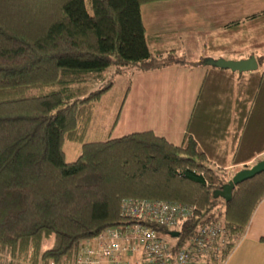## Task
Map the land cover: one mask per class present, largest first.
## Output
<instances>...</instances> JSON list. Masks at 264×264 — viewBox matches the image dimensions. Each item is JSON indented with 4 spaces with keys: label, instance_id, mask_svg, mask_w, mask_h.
<instances>
[{
    "label": "trees",
    "instance_id": "obj_1",
    "mask_svg": "<svg viewBox=\"0 0 264 264\" xmlns=\"http://www.w3.org/2000/svg\"><path fill=\"white\" fill-rule=\"evenodd\" d=\"M148 1L0 0V264H62L78 240L134 221L120 213L123 198L193 206L172 252L218 223L191 262L221 264L264 197V171L235 184L228 200L213 196L231 177L233 109L264 112V53L248 54L258 64L250 72L204 63L218 56L151 53L140 16ZM174 63L206 69L179 144L150 129L84 141L114 74ZM66 140L81 145L72 161Z\"/></svg>",
    "mask_w": 264,
    "mask_h": 264
},
{
    "label": "crops",
    "instance_id": "obj_2",
    "mask_svg": "<svg viewBox=\"0 0 264 264\" xmlns=\"http://www.w3.org/2000/svg\"><path fill=\"white\" fill-rule=\"evenodd\" d=\"M261 11H264V0H153L140 5L151 53H174L187 60L197 58H186V52L205 54L207 49L206 54L210 56H215L210 54L211 51L221 52V57L227 52L228 57H223L226 59L246 58L251 52H259L256 31L257 20L261 18L257 14ZM205 71L202 66L174 63L142 72L145 83L138 90L135 117L146 122L142 127L132 123L130 131L124 127L123 134L150 129L169 142L179 144ZM125 103L126 97L122 106ZM262 158L264 112L236 106L232 114L227 163L229 166L245 165ZM261 237H264V197L221 264H264V240Z\"/></svg>",
    "mask_w": 264,
    "mask_h": 264
},
{
    "label": "built area",
    "instance_id": "obj_3",
    "mask_svg": "<svg viewBox=\"0 0 264 264\" xmlns=\"http://www.w3.org/2000/svg\"><path fill=\"white\" fill-rule=\"evenodd\" d=\"M120 213L134 221L106 227L92 237L78 240L73 253L62 264H192L193 250H202L219 229L218 223L200 226L173 253L178 235L160 234L146 223L179 232L182 221L192 215L193 206L167 200L123 198Z\"/></svg>",
    "mask_w": 264,
    "mask_h": 264
},
{
    "label": "rangeland",
    "instance_id": "obj_4",
    "mask_svg": "<svg viewBox=\"0 0 264 264\" xmlns=\"http://www.w3.org/2000/svg\"><path fill=\"white\" fill-rule=\"evenodd\" d=\"M221 23L220 20H217ZM258 21V28H257V46L258 51L257 53H264V20H257ZM215 24V23H214ZM217 24V23H216ZM221 47V46H220ZM193 49V48H192ZM195 49V48H194ZM208 49L205 50L208 53ZM202 55V52H186L185 56L188 59H196L198 55ZM210 54L221 57V52L215 53L210 52ZM223 57H228L227 52H223ZM112 70H109L110 73ZM112 85L109 89L102 93L100 99L96 101L92 105V112H93V120L91 121L88 130L85 134L84 141L90 140H98L104 139L107 136V132L110 133V137H117L122 135L123 128L125 127L128 131L131 129V125H136L142 127L145 125L146 120L143 119L138 120L137 115L138 108L136 106L138 90L142 87L145 83L143 78L142 72H134L133 74L129 73H119L114 74L112 77ZM140 79V80H139ZM142 79V80H141ZM129 88L127 91V96L125 95L126 89ZM129 93V94H128ZM126 97V103L122 106V101ZM132 109H135L133 111ZM119 110V115L117 118V124L114 125L112 129L110 125ZM167 110V109H166ZM157 120L158 118L155 117ZM133 123V124H132ZM154 125H156L153 122ZM229 141L231 142V128H230V138ZM80 143L76 141H64L63 142V150H64V159L65 161H72L78 155L80 151ZM258 161V160H257ZM254 164V163H252ZM252 164H245V165H237V166H229L227 164L226 170L231 175L242 168L250 167ZM53 243V234L45 235L44 239L42 240L41 249H46L50 247Z\"/></svg>",
    "mask_w": 264,
    "mask_h": 264
},
{
    "label": "water",
    "instance_id": "obj_5",
    "mask_svg": "<svg viewBox=\"0 0 264 264\" xmlns=\"http://www.w3.org/2000/svg\"><path fill=\"white\" fill-rule=\"evenodd\" d=\"M204 63L206 65L215 66L219 68H227L231 71L247 72L257 69L258 64L254 55L239 59H226L223 57L207 58ZM264 171V158L256 161L250 167H245L235 171L228 181L220 188L214 191L213 196H221L224 200H228L231 196V190L235 184L254 176L257 173ZM177 230H170V236H177Z\"/></svg>",
    "mask_w": 264,
    "mask_h": 264
}]
</instances>
